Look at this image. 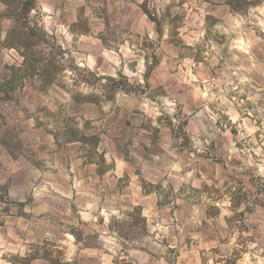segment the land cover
I'll return each mask as SVG.
<instances>
[{
    "label": "clouds",
    "instance_id": "9594fccd",
    "mask_svg": "<svg viewBox=\"0 0 264 264\" xmlns=\"http://www.w3.org/2000/svg\"><path fill=\"white\" fill-rule=\"evenodd\" d=\"M0 264H264V0H0Z\"/></svg>",
    "mask_w": 264,
    "mask_h": 264
}]
</instances>
